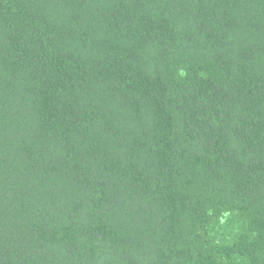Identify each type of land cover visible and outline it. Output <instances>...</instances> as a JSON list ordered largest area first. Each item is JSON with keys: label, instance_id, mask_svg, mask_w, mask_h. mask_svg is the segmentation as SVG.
<instances>
[{"label": "trees", "instance_id": "trees-1", "mask_svg": "<svg viewBox=\"0 0 264 264\" xmlns=\"http://www.w3.org/2000/svg\"><path fill=\"white\" fill-rule=\"evenodd\" d=\"M0 264H264V0H0Z\"/></svg>", "mask_w": 264, "mask_h": 264}]
</instances>
